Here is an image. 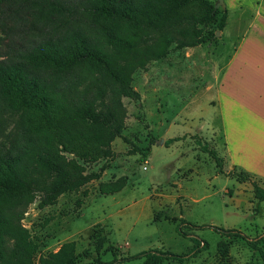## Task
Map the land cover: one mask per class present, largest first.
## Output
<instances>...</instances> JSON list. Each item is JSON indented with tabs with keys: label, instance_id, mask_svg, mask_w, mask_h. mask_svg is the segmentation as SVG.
Wrapping results in <instances>:
<instances>
[{
	"label": "trees",
	"instance_id": "obj_1",
	"mask_svg": "<svg viewBox=\"0 0 264 264\" xmlns=\"http://www.w3.org/2000/svg\"><path fill=\"white\" fill-rule=\"evenodd\" d=\"M218 13L209 0H0V264H114L131 258H141V264L168 259L183 264L207 247L203 238L182 253L147 248L116 256L109 247L110 259L83 263L75 240L68 239L35 259L37 237L21 219L36 195L42 206L98 178L103 166L87 170L86 163L111 157L115 137L143 160L158 139L150 138L142 149L121 133V97H138L132 72L164 56L171 43L194 46L215 38L214 31L204 28L212 22L214 30L223 28L225 8ZM196 142L223 172L222 156ZM228 173L249 180L253 197L264 200V187L251 173L235 165ZM124 185L125 177L119 176L99 181L97 190L108 194ZM170 221L176 233L189 238L192 229L206 226L181 216ZM209 227L240 238L263 256L259 243L264 231L249 236L235 227ZM215 246L226 254V239ZM81 254L89 255V250L83 248Z\"/></svg>",
	"mask_w": 264,
	"mask_h": 264
},
{
	"label": "rangeland",
	"instance_id": "obj_2",
	"mask_svg": "<svg viewBox=\"0 0 264 264\" xmlns=\"http://www.w3.org/2000/svg\"><path fill=\"white\" fill-rule=\"evenodd\" d=\"M209 1L219 8V16L223 3ZM204 29L217 31L214 22ZM173 45L161 58L150 60L144 68L132 72L131 84L138 97H121L125 107L121 133L142 149L152 137L158 142L149 145L141 160L140 153L128 152L130 144L115 137L110 143L111 157L86 163L87 170L103 166L98 178L86 182L78 191L60 193L54 202L42 206L38 204L40 195H36L21 219L37 237L35 259L68 239L75 240L79 262L88 263L96 258L110 259L109 247L116 256L147 248L182 253L191 248L196 238H203L207 247L183 264H264V239L259 243L262 256L240 238L220 235L209 227H235L249 236L264 231V200L253 197L249 180H237L228 173L234 165L241 167L228 159L223 124L212 101L214 64L228 48L220 30L215 38L194 46ZM172 136L180 138L162 143ZM196 139L222 156L223 172L218 171L206 152L197 148ZM251 175L264 187L263 178ZM119 176L125 177V186L132 188L135 196L150 190L152 216L157 213V217L154 220L151 217L152 222L136 223L129 231L113 226L109 230L103 224L89 225L93 209H82L79 215L81 206L94 196H99L94 205L108 199V195L98 193V182ZM180 216L206 226L192 229L191 238L182 236L174 231V222L170 221L171 217ZM220 238L228 243L225 255H220L215 246ZM83 248L89 250V255L81 254ZM141 261L131 258L114 264H141ZM160 264L178 263L168 259Z\"/></svg>",
	"mask_w": 264,
	"mask_h": 264
},
{
	"label": "crops",
	"instance_id": "obj_3",
	"mask_svg": "<svg viewBox=\"0 0 264 264\" xmlns=\"http://www.w3.org/2000/svg\"><path fill=\"white\" fill-rule=\"evenodd\" d=\"M225 24L220 30L225 48L212 72V101L223 124L230 163L264 179V0H223ZM94 196L79 210L93 209L89 223L123 228L152 222L150 190L138 195L132 188Z\"/></svg>",
	"mask_w": 264,
	"mask_h": 264
},
{
	"label": "water",
	"instance_id": "obj_4",
	"mask_svg": "<svg viewBox=\"0 0 264 264\" xmlns=\"http://www.w3.org/2000/svg\"><path fill=\"white\" fill-rule=\"evenodd\" d=\"M218 2H220L221 4L223 3V0H218ZM216 6V4H214ZM218 31H215V34H217Z\"/></svg>",
	"mask_w": 264,
	"mask_h": 264
},
{
	"label": "built area",
	"instance_id": "obj_5",
	"mask_svg": "<svg viewBox=\"0 0 264 264\" xmlns=\"http://www.w3.org/2000/svg\"><path fill=\"white\" fill-rule=\"evenodd\" d=\"M143 167H145V166H143Z\"/></svg>",
	"mask_w": 264,
	"mask_h": 264
}]
</instances>
